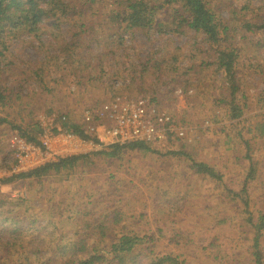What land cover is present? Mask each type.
<instances>
[{"label": "rangeland", "instance_id": "1", "mask_svg": "<svg viewBox=\"0 0 264 264\" xmlns=\"http://www.w3.org/2000/svg\"><path fill=\"white\" fill-rule=\"evenodd\" d=\"M65 1L73 7L78 4L76 14L89 23L88 34L80 33L79 18L63 13L64 8L48 13L37 27L31 23L0 27L7 62L17 65L16 71L10 68L5 74L6 86L23 96L7 102L13 107L6 109V115L14 108L30 125L53 111L73 110L71 118L81 123L80 115L99 110L110 97L146 93L156 97L162 108L176 107L179 121L190 129L192 144L158 145L146 153L129 151L114 163L98 160L95 173L83 170L67 179L56 177L44 189L25 181L5 183L0 204V264H63L70 255L58 249L56 241L66 236L70 242L76 233L89 239L83 222L91 214L102 221L116 210L129 230L142 237L156 236L161 255L174 254L184 264H219L213 256L221 254V246L234 259L227 264H251L252 253L244 251L254 252L250 247L255 233L245 220L250 211L264 214V174L256 183L249 182L254 161L261 162L264 171V34L251 33L246 26L262 22L264 11L257 9L261 1L247 5L248 0H208L220 24L228 28L219 42H210L205 33L188 27L169 28L168 34L126 35L120 32L125 23L112 7L115 0ZM178 8L166 6L165 21L175 22ZM226 49L228 54L235 50L239 55L235 75L242 86L236 103L244 114L235 124L230 84L226 73L219 72V58ZM145 67L158 71L157 76L168 83L155 87L151 80H142L149 89L144 91L136 80ZM11 72L22 80L12 78ZM175 79L179 80L175 86L184 88L185 95L171 93ZM16 82L25 86L22 92ZM14 96L6 94L7 100ZM21 103L27 105L26 112ZM13 135L9 130L0 132V163L12 159ZM189 158L212 166V176L191 172ZM14 166L5 168L9 171ZM243 188L247 193L237 199L229 194ZM142 215L146 220L133 225L134 218ZM6 219L17 224L9 228ZM176 233L184 235L181 243L176 241L178 247L171 241ZM92 243L89 240L81 249L84 259L87 250L94 248ZM261 246L264 263V240ZM106 248L99 247L103 256ZM111 259L108 256L104 263L115 264Z\"/></svg>", "mask_w": 264, "mask_h": 264}, {"label": "trees", "instance_id": "2", "mask_svg": "<svg viewBox=\"0 0 264 264\" xmlns=\"http://www.w3.org/2000/svg\"><path fill=\"white\" fill-rule=\"evenodd\" d=\"M255 1L257 0H248L247 5H252ZM260 1L261 3L257 9L263 12L264 0ZM43 3L45 5H43ZM47 3L49 4L48 8L46 6ZM77 5L73 7V5H69L65 0H0V27L9 25L17 28L19 23H24L23 25L31 23L34 27H37L36 24L41 22L44 17L48 16V13L55 12L56 10L63 8V13L74 19H78L79 16L76 14L78 10ZM168 5L171 7H179L175 12V22L172 23L165 21L168 11L166 6ZM84 6L88 7L89 4L86 2L84 3ZM112 7L115 9V11H119L117 17L120 22L125 23V27L121 28L120 32L126 33V35L132 34L135 36L136 33H140V31L148 35L158 33L168 34L169 28L183 29L188 27L191 30L205 33L210 42H219L222 40V34L226 33L228 30L226 25L220 24L221 19H218L217 12L211 8L208 0H115V3H113ZM164 13L166 14L165 18L163 15ZM262 17L263 19L261 23H250L246 26L249 31H251V33L264 34V15ZM176 21H178V23H176ZM88 25L89 23L86 19L79 18L77 28L80 29V33L88 34ZM91 36H89V39H92ZM121 42H126L125 38L121 40ZM259 43L260 42H258V44ZM2 45L4 44L1 43L0 39V108L3 109L2 112H0V132L9 130L10 132L15 133L16 136L29 143H32L33 145L41 146L43 131L39 127V119L33 124L26 125L24 123L25 121L20 119L21 111L16 114V112H14V108L12 109V114L8 112L6 115V109H8V107L10 109L13 107V105L8 103L23 96L21 93H17V91L16 93L11 91L9 87L7 88L6 86L7 80L5 74L7 75V72L10 68L12 71H16L17 65L14 61L7 62V57L3 52L4 50ZM231 52L232 53L228 54L229 50L226 49L220 55L219 72L226 73L225 76L228 78V82L226 83L230 84L228 90L231 91L234 102L231 103L234 104L232 107L233 117L231 120L233 121L232 124H235L237 123L236 120L240 119L244 114V110H242V107L236 103V96L239 93L241 94L242 86L235 75L236 62L239 58V55L236 54L235 50H231ZM158 74V71L153 73L152 70L145 67L143 70H139V79L136 81L137 83L141 84L143 90L147 92L149 89H147V86L142 83V80H151L152 85L155 87L167 82L166 79L162 77V75L157 76ZM11 77L18 78L19 76L17 77L12 73ZM233 78H235V81H233ZM20 80L22 79H19V81ZM171 81L175 87L174 91L171 93H178L182 96L186 94V90L184 88L178 90L177 86H175L179 80L175 79ZM13 82L15 83V80ZM16 83L18 84V82ZM134 83L137 84L135 80ZM18 88L20 89V92H22L25 86H22V82H19ZM8 92H10V95L15 94V96L7 100L6 94ZM154 100L157 101V98L155 97ZM109 101H111L110 98L107 99L106 103ZM22 106H24V112H26L27 105L25 103H21V107ZM172 112L176 114V108L172 109ZM51 113L52 115H56L57 119L61 120L63 123L62 128H58L59 131L69 132L82 136L85 139H91V137L86 132V127L79 125L76 119L71 118V114H75L73 110H71V112L53 111ZM55 132L58 133L57 131ZM189 143L192 144L191 142ZM153 147H156V145L143 141H138L130 145H122L121 143L104 145L103 148L98 152L70 156L65 159H61L60 161L47 164L38 169L15 174L3 182L12 183L16 181H25L28 182L31 187H34L35 184H38L42 189H44L46 184L52 182V180L56 177L67 179L75 175L76 172L83 170L86 171V173H95L97 170L96 162H98V160L100 162L108 161L110 163H114L116 159L124 157V155L129 151L142 153H146L147 151L154 152ZM170 154H173V152ZM176 156L180 157L179 154H176ZM260 163L261 162L258 163L255 161L252 163L249 171L250 183H256L258 179L263 177L261 175L264 174V171L260 170ZM188 168L191 172L204 176H212L214 171V168L208 163L198 162L193 158H189ZM246 193L247 189L245 188L239 191H229V194L234 195L236 199L242 194ZM245 206V209H247L248 213V201L245 202ZM119 211L120 210H116L109 216H104V220L102 221L101 218H97L96 215L91 214L87 221L83 222L84 232L89 235V239L86 238V235L81 236L76 233V238L70 242L67 240L66 236L62 238L65 243L62 242V240L60 242L56 241L58 244H56V247L62 251L67 250L68 254L70 255L67 262L65 261L66 264H105L104 262H108V256H112L111 261L115 262V264H184V262H181L180 258L174 256V254L166 256L159 254L157 252V246L160 244V241H156V236L150 237L147 234L145 237L149 238H145L139 233L129 230L127 226H123L122 216L119 215ZM145 220V215H142V217L139 219L135 217L132 224L136 225L139 224V221L144 222ZM5 222L9 228H13L17 224V222H11L10 219H6ZM245 224L251 226L255 233V237L253 239L254 245L250 247V249H254V252L244 251V253L247 255L252 253L251 264H264L261 246V243L264 240V214L250 211L248 213L247 220H245ZM179 234L180 233H176V235H174L175 237L171 240L176 243L177 247L178 245L176 241L178 240L179 243H181L180 240H182V237H184V235ZM89 240H92V245L94 248L87 250V257L84 259L82 256H80V251L83 247H87ZM61 245L64 246L61 247ZM102 245L107 247L106 249L102 250L106 256H103V254L100 252L99 247ZM218 248L221 254H218L217 252L216 255L213 256L214 262L219 264H227L229 260L232 262L234 261L227 251L223 252L221 246ZM145 250L148 252L147 255L144 253ZM135 251L138 252L136 256H134ZM77 259H79V262ZM65 262L63 261V264H65Z\"/></svg>", "mask_w": 264, "mask_h": 264}, {"label": "built area", "instance_id": "3", "mask_svg": "<svg viewBox=\"0 0 264 264\" xmlns=\"http://www.w3.org/2000/svg\"><path fill=\"white\" fill-rule=\"evenodd\" d=\"M120 95H115L99 110L88 111L82 116L79 125L86 127L91 139L59 131L58 128H62L63 123L52 113L41 116V146L14 135L10 142L12 159L8 163H0V204L4 195V180L70 156L89 154L85 149L92 150L98 146L103 148L104 145L116 143L130 145L138 141L169 147L189 140L190 129L172 112L175 107L169 105L162 108L146 94L135 97ZM101 126H104L102 132ZM13 164L16 166L7 171L5 166Z\"/></svg>", "mask_w": 264, "mask_h": 264}, {"label": "clouds", "instance_id": "4", "mask_svg": "<svg viewBox=\"0 0 264 264\" xmlns=\"http://www.w3.org/2000/svg\"><path fill=\"white\" fill-rule=\"evenodd\" d=\"M147 95V94H146ZM178 95H180V94H178ZM148 96V95H147ZM182 96V95H181ZM113 97H115V96H113ZM113 97H110V99L111 98H113ZM151 98V97H150ZM153 99V98H152ZM154 100V99H153ZM154 102L155 103H157L155 100H154ZM158 104V103H157ZM170 105V104H169ZM169 105H162V106H169ZM172 106V105H171ZM173 107H175L174 105H173ZM176 108V107H175ZM176 117H177V112H176ZM182 122V121H181ZM183 123V122H182ZM184 124V123H183ZM186 126V125H185ZM188 127V126H187ZM189 128V127H188ZM203 130V129H202ZM189 134V133H188ZM190 140V139H189ZM189 140L187 141L188 143H189ZM180 143H183V142H180ZM158 146V145H157ZM160 146H162V145H160ZM171 147H173V145L171 146ZM5 184V183H4ZM3 184V185H4Z\"/></svg>", "mask_w": 264, "mask_h": 264}]
</instances>
